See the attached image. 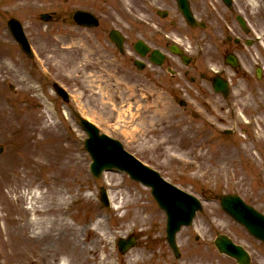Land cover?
<instances>
[{"label": "rangeland", "instance_id": "374dc122", "mask_svg": "<svg viewBox=\"0 0 264 264\" xmlns=\"http://www.w3.org/2000/svg\"><path fill=\"white\" fill-rule=\"evenodd\" d=\"M79 7L97 11L103 27L85 29L71 20L62 22ZM56 8L62 14L55 22L40 21L41 12ZM133 12L138 13L135 18L147 17L139 8L134 10L133 0H0V145L5 148L0 154V264H101L102 253L111 254L104 264H236L218 252L213 240L218 232L233 230L243 240V232L209 198L226 193L249 198L250 188L256 196L264 189V81L254 79L252 85L260 88L249 99L239 101V92L232 96L234 110L230 108L226 120L225 103L211 93L219 102V107H211L199 97L197 87L209 84L189 83L182 65H173L175 77L154 65L140 71L133 63L132 40L124 54L107 40L109 26L124 27L134 33L131 38L144 33L143 23L131 32L127 23ZM11 17L24 22L34 58H27L15 45L7 29ZM260 25L258 33L264 38V21ZM260 51L264 57V49ZM210 61L205 54L199 62L207 66ZM54 82L68 90L70 103L56 97ZM244 84L236 82L235 87ZM181 99L188 102L186 107ZM79 117L121 140L169 182L206 200L194 225L177 236L180 259L169 248L166 214L150 188L123 171H106L100 178L90 173L92 159L85 150L87 134ZM225 126L234 128L235 135H222ZM246 126L253 130L248 136L242 132ZM102 186L112 201L109 208L100 200ZM34 189L46 194L49 204L65 192L69 220L91 248L86 258L72 251L71 235L49 220L39 227L47 236L32 244L19 243V234L34 229L21 209L25 204H9L6 197L14 201L23 191ZM209 218L214 223L210 229ZM97 225L108 237L101 253L91 245ZM129 235L137 236L138 246L122 254L117 241ZM254 255L253 264H264V250Z\"/></svg>", "mask_w": 264, "mask_h": 264}, {"label": "water", "instance_id": "95a60500", "mask_svg": "<svg viewBox=\"0 0 264 264\" xmlns=\"http://www.w3.org/2000/svg\"><path fill=\"white\" fill-rule=\"evenodd\" d=\"M84 124L91 134L88 148L96 160L95 168L98 169V173L105 168L118 167L127 170L133 177L152 185L156 194L160 196L162 206L168 210L170 225L174 227L171 230L172 235L181 223L190 221L194 213V204L190 203L188 195L167 185L155 172L125 153L119 143L106 136H100L94 127ZM236 250L240 251L239 248Z\"/></svg>", "mask_w": 264, "mask_h": 264}, {"label": "bare ground", "instance_id": "6f19581e", "mask_svg": "<svg viewBox=\"0 0 264 264\" xmlns=\"http://www.w3.org/2000/svg\"><path fill=\"white\" fill-rule=\"evenodd\" d=\"M46 197H48L46 194L37 189L32 190L31 193L23 191L14 201L11 198L6 197L9 204H16L19 201L25 204V206H22L21 209H23L24 212L29 215V224L34 229L32 233L28 234L24 232L19 234V243L32 244L34 241H40V239H42L44 236H47L48 233L42 231L39 229V227L40 224L49 220L51 226H53L54 222H57L61 227V231L71 235L69 243L72 246V251L75 254L82 255L84 258H86L87 254L91 251V248L86 244L88 239L83 240L81 238V230H79L75 223L70 222L69 220V199L66 197L65 192H59L58 198L54 204H49L46 200ZM21 228H24V226L22 225ZM36 229L38 230L35 231ZM96 230V240H94L93 244H91L94 247L92 250L94 252L96 251L101 253V249L105 250L106 248L105 244L108 241V237L107 234L103 232L101 228H99V225H97ZM56 237L60 236L57 235ZM110 255L111 254L108 253L107 255L102 253L101 264L106 263V259L110 258ZM134 261L137 263L139 258H135ZM107 264H113V262H108Z\"/></svg>", "mask_w": 264, "mask_h": 264}, {"label": "flooded vegetation", "instance_id": "af4514ba", "mask_svg": "<svg viewBox=\"0 0 264 264\" xmlns=\"http://www.w3.org/2000/svg\"><path fill=\"white\" fill-rule=\"evenodd\" d=\"M191 3L193 5V3H195V0H191ZM165 4L171 5V3H169V1H168V3H165ZM244 9H245V6H244L243 1L242 0H236L235 4L231 8H228L226 20L232 22V20L234 19V21H236L237 17H238L237 14L239 13V11L244 12L243 11ZM234 11H237V14H234ZM237 34H238V36H236L234 40L229 39L227 44H225V45H227V48L230 51L229 53H235L237 51H241V48L243 47V42L247 43V41L243 39L245 34L242 31V29L239 28ZM224 53H226V52H224Z\"/></svg>", "mask_w": 264, "mask_h": 264}]
</instances>
